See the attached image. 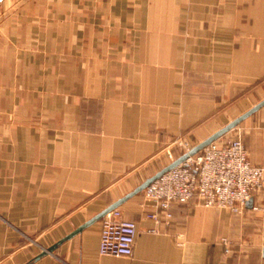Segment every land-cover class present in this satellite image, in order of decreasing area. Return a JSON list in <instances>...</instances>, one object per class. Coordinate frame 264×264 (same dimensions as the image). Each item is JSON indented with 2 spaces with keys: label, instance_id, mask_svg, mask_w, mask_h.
<instances>
[{
  "label": "crops",
  "instance_id": "1",
  "mask_svg": "<svg viewBox=\"0 0 264 264\" xmlns=\"http://www.w3.org/2000/svg\"><path fill=\"white\" fill-rule=\"evenodd\" d=\"M263 100L264 0H0V264H264V189L157 231L133 193ZM238 135L264 166V104L216 140ZM116 203L131 256L77 231Z\"/></svg>",
  "mask_w": 264,
  "mask_h": 264
},
{
  "label": "built area",
  "instance_id": "2",
  "mask_svg": "<svg viewBox=\"0 0 264 264\" xmlns=\"http://www.w3.org/2000/svg\"><path fill=\"white\" fill-rule=\"evenodd\" d=\"M188 153L194 145L187 139L175 140ZM173 161L176 156L168 151ZM264 189V166L254 165L240 135L226 142L214 140L200 151L165 171L144 188L149 210L148 219L155 222L151 231L161 224L170 225L173 203L193 200L213 207L243 213L247 201ZM138 225L126 218L120 208L107 212L101 219L100 254L131 256L134 252Z\"/></svg>",
  "mask_w": 264,
  "mask_h": 264
},
{
  "label": "water",
  "instance_id": "3",
  "mask_svg": "<svg viewBox=\"0 0 264 264\" xmlns=\"http://www.w3.org/2000/svg\"><path fill=\"white\" fill-rule=\"evenodd\" d=\"M263 104H264V100L261 101L260 103H258L257 105H255L253 108H251L249 111H247L246 113H244L240 117H238V118L234 119L233 121H231L228 125H226L224 128H222L220 131H218L214 135L210 136L209 138H207L206 140L202 141L201 143H198V144L194 145L188 153H184L180 157L176 158L172 163H170L169 165H167L160 172H158L155 176H153L150 179H148L145 183H143L140 187H138L135 191H133V193L138 192L139 190L144 189L149 183H151L153 180H155L156 178H158L160 175H162L168 169L174 167L179 162H181L182 160H184L189 154H194V153L200 151L205 145H207L210 142H212V141L216 140L217 138H219V136H221L222 134H224L228 130H230L233 127H235L242 119H244L245 117H247L249 114H251L252 112H254L256 109H258ZM118 204L119 203L113 204L110 207L104 209L98 215H96L91 220H89L87 223H85L84 225H82L77 231L82 230L84 227H86L89 224L93 223L94 221L102 218L107 212L113 210ZM246 205H247V207H252L253 206V197H251L247 201V204ZM52 249L53 248H49V250H52ZM46 252L47 251L44 250L42 253H40L39 255H37L36 257H34L31 261H29L26 264H31L32 262H34L35 260L39 259L44 254H46Z\"/></svg>",
  "mask_w": 264,
  "mask_h": 264
},
{
  "label": "rangeland",
  "instance_id": "4",
  "mask_svg": "<svg viewBox=\"0 0 264 264\" xmlns=\"http://www.w3.org/2000/svg\"><path fill=\"white\" fill-rule=\"evenodd\" d=\"M257 98H260V94H258ZM253 103H255V101L246 102V103H243V105H244V107H245V106L247 107V106H251ZM235 129H236V128H234L233 130H231V131L229 132L228 136L232 137V136L237 135V134H235V133H236V132H235ZM179 139L183 140V139H187V138H185L184 136H182V137H179ZM187 140L190 142L191 145H196V143H193L191 140H189V139H187ZM218 141H220V140H218ZM244 212H245V211H244ZM244 212H243V213H244Z\"/></svg>",
  "mask_w": 264,
  "mask_h": 264
}]
</instances>
